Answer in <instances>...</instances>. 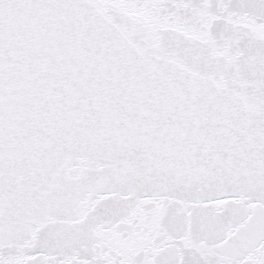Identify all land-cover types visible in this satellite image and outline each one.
<instances>
[{
	"label": "snow or ice",
	"instance_id": "obj_1",
	"mask_svg": "<svg viewBox=\"0 0 264 264\" xmlns=\"http://www.w3.org/2000/svg\"><path fill=\"white\" fill-rule=\"evenodd\" d=\"M0 264H264V0H0Z\"/></svg>",
	"mask_w": 264,
	"mask_h": 264
}]
</instances>
